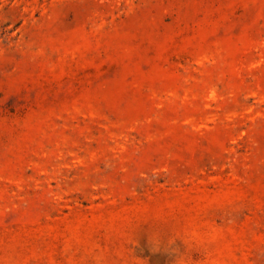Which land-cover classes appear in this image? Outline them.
Segmentation results:
<instances>
[{"label": "rangeland", "instance_id": "374dc122", "mask_svg": "<svg viewBox=\"0 0 264 264\" xmlns=\"http://www.w3.org/2000/svg\"><path fill=\"white\" fill-rule=\"evenodd\" d=\"M0 264H264V0H0Z\"/></svg>", "mask_w": 264, "mask_h": 264}]
</instances>
